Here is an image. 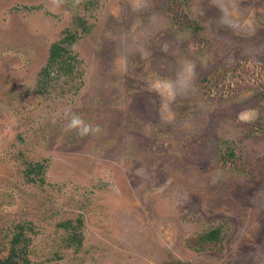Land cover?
<instances>
[{"label":"rangeland","instance_id":"1","mask_svg":"<svg viewBox=\"0 0 264 264\" xmlns=\"http://www.w3.org/2000/svg\"><path fill=\"white\" fill-rule=\"evenodd\" d=\"M0 264H264V0H0Z\"/></svg>","mask_w":264,"mask_h":264},{"label":"clouds","instance_id":"2","mask_svg":"<svg viewBox=\"0 0 264 264\" xmlns=\"http://www.w3.org/2000/svg\"><path fill=\"white\" fill-rule=\"evenodd\" d=\"M66 127L68 129H75L81 136L96 133L100 130L99 126H94L85 122L77 113L70 114V119Z\"/></svg>","mask_w":264,"mask_h":264},{"label":"trees","instance_id":"3","mask_svg":"<svg viewBox=\"0 0 264 264\" xmlns=\"http://www.w3.org/2000/svg\"><path fill=\"white\" fill-rule=\"evenodd\" d=\"M64 50L63 47H61L59 44L54 43L52 44L50 48V53H49V60H54V58L62 51Z\"/></svg>","mask_w":264,"mask_h":264},{"label":"flooded vegetation","instance_id":"4","mask_svg":"<svg viewBox=\"0 0 264 264\" xmlns=\"http://www.w3.org/2000/svg\"><path fill=\"white\" fill-rule=\"evenodd\" d=\"M51 61H47V64H49ZM46 64V65H47ZM46 70H47V68L46 67H44L43 69H42V73H45L46 72Z\"/></svg>","mask_w":264,"mask_h":264}]
</instances>
